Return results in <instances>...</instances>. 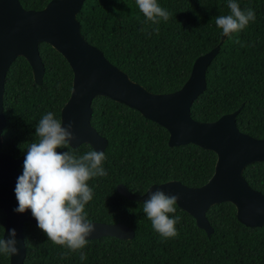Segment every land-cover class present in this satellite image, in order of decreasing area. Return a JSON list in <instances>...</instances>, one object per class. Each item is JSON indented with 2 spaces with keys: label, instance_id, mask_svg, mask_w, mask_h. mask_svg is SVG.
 I'll use <instances>...</instances> for the list:
<instances>
[{
  "label": "trees",
  "instance_id": "1",
  "mask_svg": "<svg viewBox=\"0 0 264 264\" xmlns=\"http://www.w3.org/2000/svg\"><path fill=\"white\" fill-rule=\"evenodd\" d=\"M20 1L27 9H43L51 0ZM236 2L242 9L252 8L256 19L221 45L207 69V89L192 105V116L214 121L244 104L237 115L239 129L264 138V0ZM157 3L171 13L169 20H161L159 25L145 23L136 0H86L77 17L86 40L113 64L150 91L167 93L180 89L197 57L219 44L223 32L215 18L229 14L230 9L228 0ZM156 27L159 33L154 31ZM39 50L45 64L41 85L35 82L32 67L23 56L16 58L7 75L6 127L0 148L13 157L26 153L21 146L34 141L36 124L45 113L51 111L61 121L62 107L72 92L74 73L66 58L46 42ZM92 106L91 123L108 139L102 162L108 175L88 181L93 199L85 211L91 221L124 223L135 236L88 239L82 250L72 252L66 245L54 244L37 225L26 221L23 264H264V226L240 222L231 202L207 210L214 227L210 235L177 203L176 212L169 214L180 217L177 235L164 238L156 232L143 211L144 201L125 197L117 185L124 183L134 193H144L151 185L172 179L201 186L214 173L216 153L193 143L169 146V131L164 126L108 96H97ZM67 150L81 156L94 148L82 143L57 149ZM19 170L22 175L24 164ZM244 176L264 193V161L249 164ZM5 225L6 214L0 208V238ZM81 251L86 260L80 259ZM65 252L69 255L63 257ZM0 264H10V255L0 254Z\"/></svg>",
  "mask_w": 264,
  "mask_h": 264
},
{
  "label": "water",
  "instance_id": "2",
  "mask_svg": "<svg viewBox=\"0 0 264 264\" xmlns=\"http://www.w3.org/2000/svg\"><path fill=\"white\" fill-rule=\"evenodd\" d=\"M86 0H51L43 9H27L20 0H0V147L6 127L4 112L5 86L8 71L17 57L30 63L34 80L44 81L45 64L39 45L46 42L59 51L70 64L73 73L72 92L62 107L61 123H74L76 139L71 147L90 144L94 150L105 151L108 139L94 128L92 102L97 96H108L138 110L145 117L169 131V146L193 143L214 151L217 155L215 170L201 186H189L177 179L151 185L144 193H134L124 184L118 191L134 201H145L152 191L161 189L166 194H178L177 204L190 213L198 227L208 235L214 232L206 212L221 202H231L237 218L247 226H264V193L253 188L244 176L246 167L264 161V138L241 131L237 125V110L214 121H200L192 116L194 101L207 89V69L220 51L227 37L209 52L195 60L191 74L184 85L173 92L155 93L131 79L128 73L113 64L104 52L90 44L81 30L78 13ZM26 153L13 157L0 148V208L6 214L3 238L16 230L18 255H10V264H23L26 257L24 224L30 221L38 226L31 210L14 211L18 207L15 194L19 167ZM96 231L87 239L115 236L132 239L135 231L128 225L92 221Z\"/></svg>",
  "mask_w": 264,
  "mask_h": 264
},
{
  "label": "clouds",
  "instance_id": "3",
  "mask_svg": "<svg viewBox=\"0 0 264 264\" xmlns=\"http://www.w3.org/2000/svg\"><path fill=\"white\" fill-rule=\"evenodd\" d=\"M136 4L146 18L145 23L159 25L161 20L170 18L171 13L162 8L157 0H136ZM227 7L230 13L216 17L215 24L228 38L256 19L252 8L242 9L236 0H228ZM154 31L159 33V28ZM236 42L240 43L239 40ZM75 139L74 123L63 126L51 111L41 117L36 124L34 141L26 143L27 147L26 144L21 146L26 150V156L23 174L17 179L15 194L18 207L14 209L17 213L30 209L38 227L49 240L57 245H66L72 252L82 250L88 242L87 238L96 231L95 224L88 219L85 211L86 205L93 199V189L88 181L108 175L102 167L106 159L103 151L89 150L81 156L68 150L57 151L58 148H67ZM179 199L178 194H166L157 189L143 202V211L152 227L164 238L177 235L176 224L180 217H170L169 214L176 212L175 205ZM16 235V230L11 229L9 238H0V254H19ZM68 255L69 252H65L63 257ZM80 259L86 260V253L81 251Z\"/></svg>",
  "mask_w": 264,
  "mask_h": 264
}]
</instances>
